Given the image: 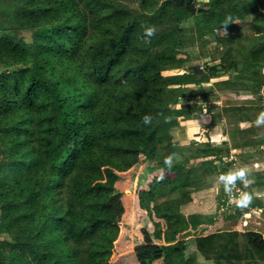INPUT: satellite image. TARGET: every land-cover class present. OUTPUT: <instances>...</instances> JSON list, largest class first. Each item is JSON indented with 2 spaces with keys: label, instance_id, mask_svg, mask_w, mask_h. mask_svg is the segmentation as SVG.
Instances as JSON below:
<instances>
[{
  "label": "trees",
  "instance_id": "trees-1",
  "mask_svg": "<svg viewBox=\"0 0 264 264\" xmlns=\"http://www.w3.org/2000/svg\"><path fill=\"white\" fill-rule=\"evenodd\" d=\"M196 4L160 0L151 11L130 15L115 0H0V233L14 241L0 240V264H110L124 214V188L113 176H135L133 196L145 219L133 248L138 264H264L260 232L212 230L220 219L261 207L260 199L254 195L241 210L221 189L215 213L194 218L187 205L216 165L191 155L171 169L163 163L181 148L170 128L199 109L189 102L162 106L176 103L178 91L218 72L254 86L264 81V0ZM250 13L255 41L234 22L227 37L216 35L226 17L241 24ZM170 24L196 36L144 42L142 25ZM210 36L236 53L219 55L205 69L184 67L192 56L185 48ZM171 63L180 71L163 74ZM260 111V105L228 104L211 116L224 117L230 147L260 152L264 135L254 124ZM144 115L151 124L142 123ZM253 176L252 186L264 185V169ZM189 243L195 251L186 252Z\"/></svg>",
  "mask_w": 264,
  "mask_h": 264
},
{
  "label": "rangeland",
  "instance_id": "rangeland-1",
  "mask_svg": "<svg viewBox=\"0 0 264 264\" xmlns=\"http://www.w3.org/2000/svg\"><path fill=\"white\" fill-rule=\"evenodd\" d=\"M117 4L124 6L130 15H138L139 13H146L151 11L160 0H115ZM208 0H196V5L201 8L206 5ZM254 13L246 16L245 21H233L237 24V31L246 34L249 38L254 40L251 34V25L249 24L250 17ZM3 18L0 14V19ZM194 19H189L185 22L186 26H192ZM158 31L152 37L153 45H166L171 41V38L177 40L192 39L196 36L195 30H188L187 32H180L173 30V25L168 27H157ZM22 33V31H19ZM25 36L29 37L30 32H23ZM217 35V30H216ZM255 41V40H254ZM256 43V42H255ZM185 51H190L191 59L186 60L183 66L198 65L205 69V64H217L219 55L230 57V54L236 53V48H230V45L224 44L217 38L208 37L203 45L195 43L192 46L185 48ZM194 55V56H193ZM196 55V56H195ZM182 56V54H181ZM215 57V58H214ZM217 57V58H216ZM2 68H0L1 70ZM180 71L173 63L170 67L162 71L163 74ZM264 71V68H263ZM253 87L255 89L253 90ZM176 103H167L162 106L170 107L177 106L182 102L195 103L199 106L188 119L179 120L178 123L171 127L169 132L172 141L178 147H181L177 153L180 154L181 159L184 156L191 155L194 160L210 159L216 165L217 170L206 176L200 185V188L193 192L192 200L188 203L187 209L195 218L199 217L201 220L212 215L216 211L217 196L221 188L217 185V175L221 171H227L232 167H239L247 165L251 172V177L254 173L264 169V143L260 145L262 149L260 152H254L252 148L247 147V150L235 154L230 151L229 140L226 134L224 117H213L211 113L220 111V107L224 105L237 104H254L260 105L261 110H264V81L257 86H254L252 81L243 79H230L227 73L218 72V75L211 77L199 84L188 85L178 91L176 95ZM211 110H207V107ZM151 111V110H150ZM181 121V122H180ZM133 126V125H132ZM258 133L264 135V126L257 128ZM206 143H209L206 144ZM229 146V148H228ZM209 147L220 148V152L205 153L204 150ZM245 155L243 156L242 154ZM253 153L248 156L247 153ZM242 153V154H241ZM241 154V155H240ZM217 156V157H215ZM4 153L0 150V159L4 158ZM232 157V158H231ZM135 163L139 167L141 157L137 154ZM259 165V169L256 166ZM112 180V176H110ZM114 183L117 186L124 188L122 201L124 205V214L118 224V234L114 241L111 255L109 257L110 264H138L135 255H133V248L137 245V238L142 239L140 228L145 225L144 215L141 214L136 206L133 196V188L135 183V176L129 177L128 180H120L113 176ZM110 182V180H107ZM251 190L263 203L261 207H254L247 210L241 215L231 220H219L218 224L213 226V229L218 227L221 230L235 229L238 231L255 230L264 236V185L251 186ZM196 193V194H195ZM259 193V195H256ZM150 204L155 203L153 200ZM215 227V228H214ZM162 232V228H160ZM1 241L14 242L4 232L0 233ZM194 246L187 244L186 252L193 251ZM202 260L200 256L197 257ZM205 264H214L211 260H205ZM258 264H263L258 261Z\"/></svg>",
  "mask_w": 264,
  "mask_h": 264
},
{
  "label": "clouds",
  "instance_id": "clouds-1",
  "mask_svg": "<svg viewBox=\"0 0 264 264\" xmlns=\"http://www.w3.org/2000/svg\"><path fill=\"white\" fill-rule=\"evenodd\" d=\"M233 23L232 17L228 16L221 22V26L217 29V35L227 37V25ZM144 32L145 43H150L151 38L156 35L158 29L155 25H142ZM177 108H181V101L177 104ZM165 122H170V117H164ZM152 122V117L150 115H144L142 117V123L144 125H149ZM255 126H264V110H261L255 121ZM175 147V145H173ZM180 154L173 151L164 156L163 163L166 168L171 169L175 163L180 161ZM259 169V165L256 166ZM163 169H161V175L158 177L159 180L164 179ZM255 184V179L251 177L250 169L247 165H242L239 167L229 168L227 171H221L217 175V185L223 190V192L231 194V203L234 204L238 209L248 208L253 199L254 193L250 191L252 185ZM259 195V193H256Z\"/></svg>",
  "mask_w": 264,
  "mask_h": 264
},
{
  "label": "crops",
  "instance_id": "crops-1",
  "mask_svg": "<svg viewBox=\"0 0 264 264\" xmlns=\"http://www.w3.org/2000/svg\"><path fill=\"white\" fill-rule=\"evenodd\" d=\"M181 122V121H180ZM228 148H229V146H228ZM230 149V151H232L233 152V150H234V153L237 155V154H239V152H241V151H244V150H247V147L246 148H232V147H230L229 148ZM245 153V152H244ZM242 154V153H241ZM232 158V157H231ZM196 194V193H195ZM189 206V205H188ZM216 228H218V227H216ZM219 229V228H218ZM137 238V242L136 243H139L141 240H139L138 239V237H136ZM160 243H164V242H160ZM133 250V249H132ZM191 251V250H190ZM193 251H195V248L193 249ZM133 255H134V253H133ZM159 264H162V260L160 261V263Z\"/></svg>",
  "mask_w": 264,
  "mask_h": 264
}]
</instances>
